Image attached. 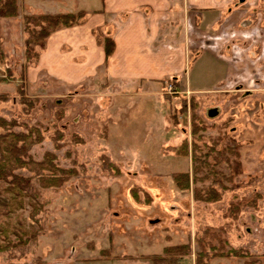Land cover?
I'll use <instances>...</instances> for the list:
<instances>
[{
  "label": "rangeland",
  "instance_id": "1",
  "mask_svg": "<svg viewBox=\"0 0 264 264\" xmlns=\"http://www.w3.org/2000/svg\"><path fill=\"white\" fill-rule=\"evenodd\" d=\"M21 5L0 25V117L38 128L34 159L52 153L73 172L48 183L52 174L31 165L20 172L30 192L0 183L8 200L0 204V264H163L153 256L196 264L209 244L252 258L206 264H264V67L257 82L191 96L169 93V82L67 86L45 72L29 80L36 64L25 61V17L44 13ZM257 24L264 29V18ZM195 168L203 179L179 188L174 176ZM211 187L218 200L196 199L195 189L207 198ZM203 235L204 245L196 240ZM177 245L190 252H164Z\"/></svg>",
  "mask_w": 264,
  "mask_h": 264
},
{
  "label": "crops",
  "instance_id": "2",
  "mask_svg": "<svg viewBox=\"0 0 264 264\" xmlns=\"http://www.w3.org/2000/svg\"><path fill=\"white\" fill-rule=\"evenodd\" d=\"M24 2L44 14H86L48 37L29 80L45 72L67 86L114 80L152 89L172 80L191 96L257 82L264 67V0H18L19 14ZM97 29L115 42L108 59Z\"/></svg>",
  "mask_w": 264,
  "mask_h": 264
},
{
  "label": "trees",
  "instance_id": "3",
  "mask_svg": "<svg viewBox=\"0 0 264 264\" xmlns=\"http://www.w3.org/2000/svg\"><path fill=\"white\" fill-rule=\"evenodd\" d=\"M18 15V6L16 0H0V25L1 20L5 18L16 17ZM86 14L84 12L76 13H61L56 15L49 14H39L37 17H25V61L28 65H35L38 63L41 51L45 48L46 40L54 32L73 27L85 22ZM40 22L39 26H36V22ZM35 22V27H31L32 23ZM95 36L97 41L103 46L107 59L113 54L115 49V42L109 36H103L100 29L95 30ZM40 47V50H37ZM2 58V57H1ZM169 82H172L170 80ZM21 90L18 88V91ZM20 92V91H19ZM22 92V91H21ZM21 95L24 97L23 93ZM32 103H30V107ZM19 128V130H17ZM194 134L198 133V127L193 130ZM41 133L38 128L30 127L25 123H19L17 120H9L0 117V183L7 184V190L12 192H30L33 190V185L30 182V178L25 177L22 171H25L27 167L31 165H36L39 170V175H45L44 172L47 171L52 174V178L46 179L48 183H56L65 181L64 178L56 177L59 175H69L73 171L66 170L59 167L53 161V154L47 153L42 161H36L31 155V148L37 142L41 141ZM216 150V149H214ZM237 160L239 155L234 151L233 153ZM196 166L201 163V160H195ZM227 162H229L227 160ZM241 163L237 161L236 167L239 169ZM198 168L192 173H180L174 176V181L181 189H189L191 181L197 182L202 180L196 177ZM209 174L205 178H209ZM45 179L42 177L41 181ZM204 191L200 189H195L194 194L198 201H214L218 200V191L211 187L207 192L209 197L203 198L202 194ZM0 204L7 205L8 200L0 196ZM238 210V209H237ZM206 236L197 237V242L200 244H205L204 239ZM218 241V239H217ZM219 242L223 243L222 240ZM185 246V247H183ZM221 246V244H220ZM187 249V253L190 252V247L188 245H177L174 247H168L164 249L166 254H170L171 251H176L181 248ZM202 247V246H201ZM209 251L202 248V250L197 253L196 264H206L208 261L215 258H226V259H245L248 260L252 258V255L247 251L238 249L235 247H230L225 250L224 247L216 248L212 245H208ZM213 252V253H211ZM152 260L154 262L160 261L163 264H178L176 259L173 257L166 256H153ZM249 264H259V262H248Z\"/></svg>",
  "mask_w": 264,
  "mask_h": 264
},
{
  "label": "built area",
  "instance_id": "4",
  "mask_svg": "<svg viewBox=\"0 0 264 264\" xmlns=\"http://www.w3.org/2000/svg\"><path fill=\"white\" fill-rule=\"evenodd\" d=\"M166 90H167L169 93L174 92V90L176 91V89H174L173 84H171V83L168 84V87L166 88ZM176 92H177V91H176ZM174 93H175V92H174Z\"/></svg>",
  "mask_w": 264,
  "mask_h": 264
}]
</instances>
